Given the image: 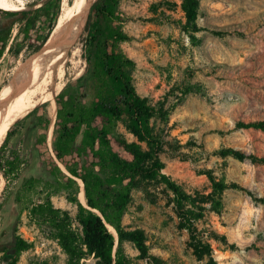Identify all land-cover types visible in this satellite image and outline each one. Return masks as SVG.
Segmentation results:
<instances>
[{"label":"rangeland","instance_id":"1","mask_svg":"<svg viewBox=\"0 0 264 264\" xmlns=\"http://www.w3.org/2000/svg\"><path fill=\"white\" fill-rule=\"evenodd\" d=\"M46 1L25 0L24 10L31 12L26 16L0 9L10 12H0V32L10 31L0 58V94L39 51L32 49L53 16L52 5L44 9ZM95 1L87 0L79 22L72 62L66 63L67 82L85 67L84 23ZM60 8L59 0L58 13ZM117 10L128 36L121 47L134 63L132 83L156 110L151 123L162 142L161 172L191 195L216 198L212 180L235 182L250 192L225 189L220 212L204 204L201 218L194 222L195 238L207 244L210 253L202 258L194 251L191 231L180 225L172 191L159 177L137 179L123 225L143 230L148 254L161 264H204L209 257L215 264H264V163L218 153L233 148L264 157V130L235 127L238 121L264 119V0H199L196 22L202 29L194 33L182 29L186 21L182 0H119ZM188 86L200 92H185ZM36 108L12 127L3 155L13 144L30 150L32 159L22 177L45 179L44 165L31 142L49 112L46 105ZM120 131L133 140L123 125ZM48 145L51 148V140ZM77 181L84 203L83 184ZM12 186L5 190L0 173V264L10 263L5 249L15 245L16 237L27 244L16 264H66L67 256L50 229L27 210L20 211L13 194L9 196ZM40 200L33 196V202ZM51 200L54 207L74 215L76 207L62 193ZM123 248L130 264H153L140 257L132 243L125 242ZM81 264L97 263L87 255Z\"/></svg>","mask_w":264,"mask_h":264},{"label":"trees","instance_id":"2","mask_svg":"<svg viewBox=\"0 0 264 264\" xmlns=\"http://www.w3.org/2000/svg\"><path fill=\"white\" fill-rule=\"evenodd\" d=\"M118 2L96 0L90 9L84 23L87 30L86 64L82 73L67 82L55 97L56 117L51 148L46 136L52 124L50 116H45L41 130L32 138L31 147L38 151L46 178L22 177V171L32 159L30 150L25 152L21 146L13 144L8 155H3L13 125L0 145V173L5 181L4 188L6 190L13 185L9 196L13 194V201L20 211L27 210L34 220L50 229L52 237L67 256L66 264H81V259L87 255H92L97 264H130L124 253L125 242L132 243L140 257L150 259L153 264H161L159 258L148 254L143 230L127 229L123 225V216L137 179L159 177L172 191L180 225L191 231L194 251L198 258H202L210 253H206L208 245L195 238L194 222L201 218L204 204L210 203L211 209L220 212V195L225 189L250 192L235 182L212 180L216 198L213 194L206 196L198 192L191 195L161 172L163 163L159 152L162 142L151 123L156 110L147 98L137 93L132 83L134 63L121 47L128 36L121 28ZM50 5L53 16L32 52L40 48L55 25L59 0H47L43 4L44 9ZM198 5L199 0H182L186 18L182 29L188 33L202 29L196 22ZM30 13L20 10L14 15L26 16ZM9 34V29L0 32V58L7 47ZM11 50L12 47L9 48ZM190 91L200 92L194 86L186 87L185 92ZM36 109L29 115L34 114ZM120 125L133 140L125 137ZM235 127L264 130V119L248 123L238 121ZM218 153L231 155L240 161L248 159L252 163H264V157L233 148L220 149ZM77 179L83 184L87 206L79 201L81 187ZM58 193H62L76 207L74 215L54 207L51 196ZM33 196H40L41 200L35 203ZM26 247V242L16 237L15 245L5 249L9 264H16L20 252ZM204 264L215 262L209 257Z\"/></svg>","mask_w":264,"mask_h":264},{"label":"bare ground","instance_id":"3","mask_svg":"<svg viewBox=\"0 0 264 264\" xmlns=\"http://www.w3.org/2000/svg\"><path fill=\"white\" fill-rule=\"evenodd\" d=\"M24 1L0 0V9L24 10L26 9ZM60 1L61 8L55 25L43 41L37 55L25 70L11 79L0 94V145L10 127L23 120L34 108L42 104L47 105L52 120L47 134L48 141L51 140L56 117L55 97L67 82L66 63L70 52L74 53L76 49L73 46L78 38L79 22L86 13L87 6V0ZM82 194L84 195L83 190ZM83 199L86 203L85 198ZM110 231L114 233L111 228Z\"/></svg>","mask_w":264,"mask_h":264},{"label":"water","instance_id":"4","mask_svg":"<svg viewBox=\"0 0 264 264\" xmlns=\"http://www.w3.org/2000/svg\"><path fill=\"white\" fill-rule=\"evenodd\" d=\"M80 201V200H79ZM81 202V201H80ZM83 205H85V206H87L86 204H84L83 202H81ZM108 226V225H107ZM114 235L116 236V233H115V231H114Z\"/></svg>","mask_w":264,"mask_h":264}]
</instances>
